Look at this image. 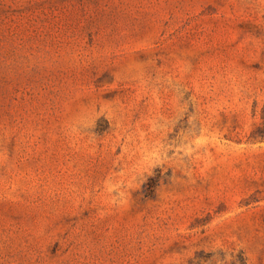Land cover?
<instances>
[{"label":"rangeland","instance_id":"374dc122","mask_svg":"<svg viewBox=\"0 0 264 264\" xmlns=\"http://www.w3.org/2000/svg\"><path fill=\"white\" fill-rule=\"evenodd\" d=\"M0 264H264V0H0Z\"/></svg>","mask_w":264,"mask_h":264}]
</instances>
